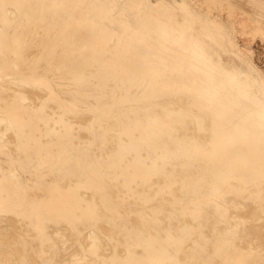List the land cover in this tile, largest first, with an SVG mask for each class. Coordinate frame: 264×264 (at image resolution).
<instances>
[{
	"label": "bare ground",
	"instance_id": "6f19581e",
	"mask_svg": "<svg viewBox=\"0 0 264 264\" xmlns=\"http://www.w3.org/2000/svg\"><path fill=\"white\" fill-rule=\"evenodd\" d=\"M250 1L256 8L241 9L248 20L238 25L231 0L205 2L208 8L228 3L232 24L195 7L174 16L169 8L177 1L163 4L143 31L153 37L147 46L118 38L88 18L67 26L76 10L63 3L0 0V79L12 69L10 59L18 60L27 70L12 74L23 81L15 83L27 84L34 95L28 96L35 97L24 106L16 93L26 85L20 92L12 86L15 94H7L17 101L12 105L9 99L12 106L4 111L15 132L27 133L24 142L33 146L31 154L16 159L33 170L27 189L34 202L27 214L51 264H264V102L202 40L193 33L186 38L196 20L209 37L221 33L264 88V71L250 47H241L235 37L249 31L264 38V0ZM7 4L15 5L13 10ZM30 29L42 32V47L27 50L34 61L47 63L38 73L23 58ZM116 39L120 48L106 52L103 44ZM76 128L88 138L81 139ZM52 173L60 179L48 182ZM43 201L60 217L82 223L80 230L69 229V239L78 241L81 233L85 247L74 246L71 254L63 251L64 241L42 242L45 227H57L42 215ZM89 220L96 227L86 235Z\"/></svg>",
	"mask_w": 264,
	"mask_h": 264
},
{
	"label": "rangeland",
	"instance_id": "374dc122",
	"mask_svg": "<svg viewBox=\"0 0 264 264\" xmlns=\"http://www.w3.org/2000/svg\"><path fill=\"white\" fill-rule=\"evenodd\" d=\"M52 1H53V4L57 7L60 6L61 3H63L65 6H70L71 8H73L74 11L76 10L74 12L75 19L70 20L69 22H66L67 26H70L72 24V22H74V21L78 22L82 19L88 18V19L92 20L93 22H96L98 25L103 26L107 30L113 32L115 34V36L118 38L125 37L128 39H133V40H136L137 42H139L140 44L147 45V46L150 45L151 43H153V37L147 33H144L143 31H145L147 29V27H148L147 24L150 23V20H151V22H152V20L154 22V20H155L154 19V13L157 12L159 9H162L163 4L170 3V4L174 5V3L177 1L175 3L177 7L175 6V8H173V9L169 8V9H171L172 14L174 16L180 17L183 14H187L189 9L195 7L199 10L209 12L212 17H217V18H219V19H221L227 23L232 24V20H230L231 17L229 16V13H228V10H229L228 3H225V5H223V6H215L212 8H208V5L205 2V0H199L198 2H195L193 0H182V1L181 0H52ZM231 1L235 4V6L237 7V10H238L237 12L239 13L237 15V18H236V24L237 25L241 21L248 20V17L245 16L247 14L241 13L242 12L241 9L256 8L252 5L250 0H231ZM191 3H192V5H191ZM7 6L13 10V7L15 5L7 4ZM178 6H180V7H178ZM12 15H14V14H12ZM238 21H239V23H238ZM201 23H202V21H200V20L194 21L192 23V25L190 26V31H189L190 34L187 35L186 38L192 37L191 33H193V36L202 40L205 49L208 50L209 53L214 54L215 57L217 58V60L221 64H223L226 68H228V70L231 74H234V75L241 77L243 79V81L247 84L249 90L253 94L260 97L261 100L264 102V88H262V86L260 84L257 72L250 69L244 63V60L232 48H230L226 45V39L222 36L221 33L216 32L215 37L211 38L205 33L206 31L203 27V24H201ZM20 25H21V27H23L25 25V23L23 22ZM30 30H32V31H30ZM30 30H28L25 33L26 36L29 34L27 37L26 36L25 37H26L27 41L30 42L29 43L30 45L28 48L27 47L25 48L23 54H26V52H27V54L24 55L23 58L25 59L24 61L30 63L29 69L35 73H38L39 71L42 72V71L47 69V63L45 60L34 61L33 60V57H34L33 51H32V53L30 52L28 55L27 50H29V48L34 49V48H38V47L41 48L42 47V41H41L42 40L41 39L42 32L40 30H35V29H30ZM29 32H31V34ZM250 33L251 32H249V31L248 32H246V31L245 32L244 31L235 32L236 41L243 48L244 47H250L254 61L264 71V38L260 35H254L252 33L250 35ZM36 35H40V36H36ZM91 39L95 40L97 38L92 37ZM120 45H121L120 39H116V40H113L111 42V44L110 43L109 44L104 43L103 47L106 50V52L109 53V52H112L113 50H118L120 48L119 47ZM133 53L138 54V52H136V51H133ZM14 60L12 58L10 59L11 64H12V69L9 70L8 73H5V74H7V77H5L4 79H0V100L3 98L8 99V100H5L6 102H8V104H6L7 106L4 105L6 103L4 100L0 101V113L1 112L3 113L0 115L1 116L0 118L2 121H4V122L0 121V124H1L0 126H2L0 128V130L3 129L2 131H0L1 132L0 133L1 134L0 135V137H1L0 138V199H2L4 207L6 209H8V211L0 212V219H1L0 220V228H1L0 229V238H1L0 240H2V241H0V264H22L21 262H23V264H30L31 262H32L31 264H51L50 259H49L50 258L49 254L46 252H41V245H40V243H38V241L36 239L37 236L33 233V230H34L33 229V218L27 214V208H29V206L31 204H33V202H34V196L32 197L30 190L27 189V188H29V187H27V185L28 184L31 185L33 182V178H34L33 170L31 168V166L21 167V166L17 165V162H18L17 160L18 159L21 160L22 159L21 156H23V154H25V153L31 154L32 153L33 146H32V143L30 141L28 144H26L24 142V140L28 138V134L27 133H21V132H15V130L10 125L9 119H7L8 118L7 111L15 103L13 101H17L15 99L16 97L11 98V97H13L11 94L12 93L15 94V92L22 91L21 90L22 86L25 87V85H26L25 89H27L29 87L25 83H15V81H17V80H18L17 82H23V81L19 80L17 77H14V75L19 76L20 74H24V72L27 69H20L19 68L20 65H18L19 61L15 60V61H17V62H15ZM13 63L15 64V66L16 65L17 66L15 67ZM0 73H2L1 70H0ZM9 74H11V75H9ZM12 74H14V75H12ZM8 79H10V80H8ZM7 81L8 82L10 81L9 83H12L13 85L11 84L10 86H8L7 84H9V83ZM16 84H19L20 87H18V85L16 86ZM12 86H15V89H19V90H16L14 92V88ZM6 87H8L7 89H9V90H7ZM10 88L13 89L12 90L13 92L10 90ZM166 88H167L166 90H169V86L166 85ZM22 89H24V88H22ZM25 89L19 94L16 93V95L20 97V101H18V102L25 104L24 106L32 103V100L33 101L35 100V97L28 96V95H32L31 94L32 92L29 90V88L26 90V91L29 90L28 91L29 94H26L24 92ZM5 91H10V92H5ZM5 93L6 94L11 93V94L5 95ZM20 94H22L21 95L22 97L20 96ZM16 95H14V96H16ZM25 95L28 97H26V99L25 98L23 99V97H25ZM32 96H34V95H32ZM9 99H12V102L9 101ZM29 101H30V103H28ZM10 102L12 103V105ZM2 105H4V106H2ZM4 110H7V111H4ZM26 113L32 114V110H30L28 107H26ZM88 114H89V116L91 115L90 113H86V116H88ZM5 122H7V123H5ZM8 128H10V129H8ZM12 129L14 131H12ZM4 130H6V131L4 132ZM8 130H10V131H8ZM75 131L80 133L79 135H80L81 139H87L88 138L87 133L83 134L85 132L83 129L76 128ZM81 131H82L83 137L81 136L82 135ZM7 132H8V134L13 133V134H11V136H15V137H12V138L9 137L10 135H7ZM84 135H86V136H84ZM3 136H5V137H3ZM23 136H24V138H23ZM15 138H16V141H15ZM18 138H20V139H18ZM11 140L14 142H12ZM27 148H28V152H27ZM7 155H11V156L15 157V161L12 162L9 158H7ZM16 158H18V159H16ZM16 169H17L16 172H17L18 176H17V178H15V177L12 178V173ZM59 179H60V176L57 173H52L49 177H47L48 182L49 181H58ZM12 210H14V211H12ZM41 213L43 216L46 217L47 224L52 223L55 225V227L57 226L56 228H53L54 231H53V229H50L51 226L48 227L49 225H47V227H45L44 232L40 236V239L42 240V242L52 243L53 245L55 244L58 246L59 242L64 241L63 242L64 245L62 246L63 243H60V246H62V248L64 247L63 251H65L67 253H71V254L73 253V252H71V250L74 251V249H76L78 246H80L81 248L85 247V242L83 243V240H82V238L84 236H82L81 233H79V235H78V241H73V240L71 241V243H73V244L76 243V244H74V245L71 244L70 239H69L70 237H72V235L70 236V234H71L70 230H80L81 226H79V225H82L81 222L70 221L68 219L60 217L59 213L56 210H49L48 209V206L46 205L45 201H43V203H42ZM3 214H5L7 216H4ZM10 214H12V216H10ZM13 215L15 217L16 216L17 217L15 218ZM4 217H8V218L4 219ZM11 217H14V218H11ZM11 219L12 220L16 219L18 226H15V225H17V223L15 224V221H13V223H12ZM11 224H14V225H11ZM84 225L86 227H88V230H86V233H85L86 235H88V233H91L92 229H94L96 227L95 220H89L88 222L84 223ZM22 226H23V228H21ZM14 228H16L18 231ZM61 228H63V229H61ZM56 229H57L58 233L62 232L64 235L60 233L59 237H58V235H57L58 233L55 232ZM10 231H12V232L17 231V233L13 232L14 233L13 234ZM66 231H67V233H66ZM99 231L101 233L99 236V240H102V238L104 240V232L102 230H99ZM8 232H10L9 234H12L11 237H13L15 235V239L13 237L14 240L10 237V235H9L10 238L9 239L7 238ZM54 232H55L56 236L54 234L51 235V233H54ZM67 234H69V237ZM16 235L18 236L19 241H17L18 238L16 237ZM65 235L67 238L65 237ZM92 235L89 234V237H87L88 241H91L92 240L91 238H94V237H92ZM52 236L53 237L55 236L56 238L58 237L57 240L55 237L53 238ZM62 236L64 237V239ZM4 238L8 239L9 240L8 242L10 244H8L7 241L4 240ZM33 238H35V239H33ZM66 239L69 241H67ZM55 241H57L58 243ZM67 242H69V243H67ZM36 244H38V246ZM67 244L69 245V250H68V248H66L68 246ZM70 244L72 246H70ZM100 244H101V245H99L100 247H104V244L102 242ZM19 245L21 247H19ZM74 246L75 247L77 246V247L75 248ZM5 247H6V249H5ZM27 247H29L30 252H33L31 254L34 256H32V255H31V257L29 256V254H28L29 249ZM13 249H16V250H13ZM65 249H67L68 251ZM11 250H13V251H11ZM21 250H22V252L20 254L19 251H21ZM15 251H17V252H15ZM17 253H19L20 256ZM17 256H19V258ZM34 257H37V259L39 258L36 263H35V261H33ZM6 258H8V260H6Z\"/></svg>",
	"mask_w": 264,
	"mask_h": 264
}]
</instances>
